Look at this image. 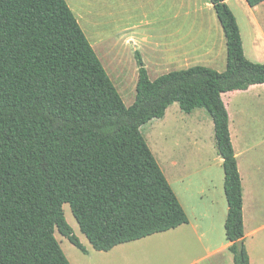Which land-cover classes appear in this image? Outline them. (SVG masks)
<instances>
[{
    "label": "trees",
    "instance_id": "16d2710c",
    "mask_svg": "<svg viewBox=\"0 0 264 264\" xmlns=\"http://www.w3.org/2000/svg\"><path fill=\"white\" fill-rule=\"evenodd\" d=\"M209 2L225 37V69L194 65L150 80L135 52V97L125 106L65 0H0V264H70L55 231L86 254L64 204L97 251L186 223L140 132L173 103L187 114L203 109L212 120L225 238L233 264H249L221 94L264 84V62L245 57L224 0Z\"/></svg>",
    "mask_w": 264,
    "mask_h": 264
},
{
    "label": "crops",
    "instance_id": "0c3cea01",
    "mask_svg": "<svg viewBox=\"0 0 264 264\" xmlns=\"http://www.w3.org/2000/svg\"><path fill=\"white\" fill-rule=\"evenodd\" d=\"M150 1L138 0L136 5L129 6L127 16L124 15L125 10L119 11L122 15L116 18L99 13L93 16L90 12L89 39L92 41L90 45L95 49V53H98L97 37L100 36L105 40L107 53L112 57L116 68L122 62L120 57L124 54L123 50H128L133 53L138 52L141 56L143 53L153 56L157 65L170 67L172 70L186 69L194 65L206 66L219 72L225 69V37L209 0L166 2L170 8L176 9L173 18L167 19L168 22L165 19L163 21L169 25L167 29L155 27L158 24V21H154L155 19L147 20L146 8H150ZM229 1L232 0H224L239 27L245 57L250 61L263 63L264 26L260 21L264 20V13H262L264 1L250 7L245 0H233L240 3L238 12L244 16L245 26L249 25L251 28L250 33L243 32ZM77 19L80 21L81 17ZM80 23L83 25L81 21ZM245 33L247 42H245ZM260 89H264V84H254L245 90L233 92L238 95ZM224 96L225 93H222L221 98L228 112L230 140L242 187L244 244L249 256V264H264V119L258 116L257 111L248 116L234 100L231 131L228 107L232 101ZM245 99L242 103L247 102ZM248 99L251 110L254 109L253 105L261 104L264 100L259 94L251 95ZM168 108L163 118L159 120L166 118ZM197 112L194 110L189 113L192 115L190 117L192 125L196 127L208 120ZM210 127L212 128V153L210 152L211 155L208 158L197 148L195 134L198 133V128L185 127L181 131L187 139L182 148L190 150L186 158L183 149H181L183 154H179L169 149L165 152L163 147L156 146L160 161L168 173L161 171L185 212L187 222L152 235L166 233L177 236L179 241L176 244L181 249L182 256L195 255L191 257L193 260L186 264H233V255L228 249L230 243L226 240L224 232L227 202L223 189V172L220 174L218 169L222 159L214 147L212 120ZM160 135L164 136V134ZM151 152L154 153L153 150ZM155 160L160 167L159 159ZM77 263L87 264L86 259L82 257H78Z\"/></svg>",
    "mask_w": 264,
    "mask_h": 264
},
{
    "label": "rangeland",
    "instance_id": "374dc122",
    "mask_svg": "<svg viewBox=\"0 0 264 264\" xmlns=\"http://www.w3.org/2000/svg\"><path fill=\"white\" fill-rule=\"evenodd\" d=\"M68 4L69 8L72 10L76 19L81 17L80 21L77 19L80 27L82 28L86 38L89 39V31L90 26V12L94 15L99 14H109L111 18H116L117 16L122 15L119 11H124V15L127 16L129 13L127 9L129 6H134L138 3V0H104L101 2L100 0H65ZM170 0H151L150 8H146L147 12V20L158 21V24L155 27L167 29L169 25L163 21H167V19H171L174 16V12L176 9H172L166 4ZM238 1H229V5L234 10L239 23L243 28V32L250 33L249 25L245 26L244 16L238 12V8L240 9ZM128 5V6H127ZM131 9V8H130ZM178 10V8H177ZM264 13V12H262ZM260 12V14H262ZM133 15V14H132ZM78 16V17H77ZM134 16V15H133ZM165 19V20H164ZM168 22V21H167ZM264 26V20L260 21ZM247 27V28H246ZM93 30V27H92ZM95 30V29H94ZM245 42L246 33H245ZM97 43L99 47L97 48V56L99 60L108 74L110 80L116 87L118 93L120 94L123 103L125 106H129L134 101L135 97V85L137 80V64L135 59V52L133 53L128 50H123L124 54L120 57L121 61L119 66L113 64V59L107 53L106 50V42L100 36L97 37ZM93 47V46H92ZM129 48L132 49V46L129 45ZM94 49V48H93ZM95 51V49H94ZM96 52V51H95ZM146 52V51H144ZM141 56V55H140ZM144 66L147 70V74L150 80H154L157 76L167 73L172 70L170 67H162L157 65L154 62V57L150 55H146V53L141 56ZM250 60V59H249ZM252 61V60H251ZM168 68V69H167ZM136 78V79H135ZM259 94L261 98L264 99V89H260L258 91H253L247 94H238L235 92H226L224 98H229L232 102L228 107L229 116H230V127L232 131L233 127V112H234V104L233 101L236 100V103H239L240 108L244 110L248 116L253 115L256 111L258 112V116L264 119V100L261 104H255L252 107L254 109L251 110L250 103L248 97ZM247 97V98H246ZM247 99L246 103H242L244 99ZM245 99V100H246ZM200 115L207 118L203 124L199 126L192 125L191 122V114H187L182 112L177 103L171 104V106L167 110L166 118L164 120L152 119L147 123L141 125L140 132L146 141L147 145L150 147L151 151L153 150V155L155 159H159L158 163L160 164L161 170L168 173L166 168L160 161L159 154L156 151V146H161L167 152L168 149L170 151H175L176 153L183 154L181 152L182 146H184V142L186 136L181 131L185 129V127L194 129L198 128L195 134V139L197 143V148L201 151L200 153L205 155V157H210V152L212 149V128L210 127L211 119L209 115L203 109H196ZM228 113V112H227ZM196 114V113H195ZM166 121V122H164ZM160 134H164L161 136ZM190 150L183 149L185 158L186 155L189 154ZM212 153V152H211ZM192 169V168H190ZM220 174L223 172L222 164L218 167ZM63 212L66 221L71 226L74 234L79 238L80 242L83 246L88 250V253L85 254L81 252L77 247L71 244L67 238L62 236L59 232L55 231L54 235L56 240L58 241L62 251L65 256L69 260L70 264H78V257H82L86 259L87 264H186L193 260V256H182L181 249L177 246V241L179 239L177 236H173V234H157L152 235L147 238H143L142 240H138L136 242L126 243L119 247L113 248L111 251H97L92 248L86 237L80 232L78 224L73 217L71 210L68 204L63 205ZM168 233V232H167ZM197 255V254H196ZM86 264V263H83Z\"/></svg>",
    "mask_w": 264,
    "mask_h": 264
}]
</instances>
